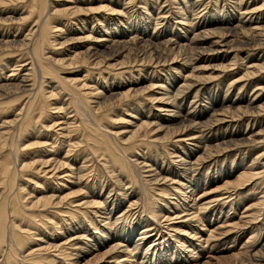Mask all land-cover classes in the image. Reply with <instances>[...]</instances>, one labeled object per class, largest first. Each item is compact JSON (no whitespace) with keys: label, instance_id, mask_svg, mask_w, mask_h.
Masks as SVG:
<instances>
[{"label":"bare ground","instance_id":"1","mask_svg":"<svg viewBox=\"0 0 264 264\" xmlns=\"http://www.w3.org/2000/svg\"><path fill=\"white\" fill-rule=\"evenodd\" d=\"M223 248L264 264V0H0V264Z\"/></svg>","mask_w":264,"mask_h":264},{"label":"rangeland","instance_id":"2","mask_svg":"<svg viewBox=\"0 0 264 264\" xmlns=\"http://www.w3.org/2000/svg\"><path fill=\"white\" fill-rule=\"evenodd\" d=\"M246 242V241H245ZM244 242V243H245ZM243 243V244H244ZM217 248V247H216ZM240 249L241 248V246H238L237 247V249ZM226 248H223V249H221V252L220 251H215L213 254H206L205 255V258H201V260L199 261L200 263L199 264H208V262L210 261H208V257L209 256H212L214 259L216 258H219L220 256H222V255H224V254H227V253H230L233 249H230V252L228 251V250H225ZM95 256L96 255H92V256H90V257H88V258H85V259H82L81 261H80V263L79 264H84V263H86L87 261H89V260H92V262H94V260H95ZM215 259V260H216ZM195 260H198V258H196ZM211 264H214V261L211 263ZM216 264V263H215Z\"/></svg>","mask_w":264,"mask_h":264}]
</instances>
